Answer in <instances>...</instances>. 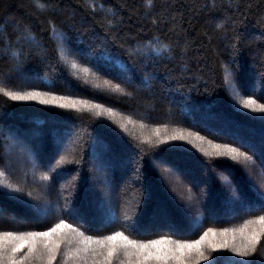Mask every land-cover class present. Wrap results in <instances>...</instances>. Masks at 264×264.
I'll return each mask as SVG.
<instances>
[{
  "label": "trees",
  "instance_id": "1",
  "mask_svg": "<svg viewBox=\"0 0 264 264\" xmlns=\"http://www.w3.org/2000/svg\"><path fill=\"white\" fill-rule=\"evenodd\" d=\"M33 90L109 107L141 125L6 94ZM248 98L264 104V0H0V233L44 232L61 221L76 229L39 238L16 259L133 264L85 240L123 233L137 243L171 241V257L186 254L190 264L206 253L215 261L205 264H243L233 254L246 245L255 246L249 264H264V225L250 223L264 216V112L244 108ZM176 132L248 159L206 155L168 139ZM5 134L16 141L8 154ZM24 152L28 165L12 169L9 159ZM162 163L177 175L174 185ZM95 181L109 193L96 201ZM205 233L199 251L175 250ZM63 235L80 253L55 248Z\"/></svg>",
  "mask_w": 264,
  "mask_h": 264
},
{
  "label": "snow or ice",
  "instance_id": "2",
  "mask_svg": "<svg viewBox=\"0 0 264 264\" xmlns=\"http://www.w3.org/2000/svg\"><path fill=\"white\" fill-rule=\"evenodd\" d=\"M41 7H43L41 5ZM72 68L77 69L78 65L73 63ZM80 72L84 73L85 75L88 74L89 69L87 68H79ZM105 85H108V81L103 82ZM117 91H120L119 87L116 86ZM10 96L12 100L17 101H26V100H39L42 104H56L57 106L61 108H70L75 109L77 111H93L95 115L101 116L106 115L108 117H114L115 113L108 108H104L99 104L96 103H90L86 100H73L69 99L67 97H57L53 95H49L47 93L41 94L39 92H27L24 94H13V93H6ZM242 106L246 109H251L253 111H259L264 112V104L257 103L255 99L248 98L243 99L241 101ZM127 123H132L131 120H128ZM125 125L122 123L121 127H124ZM157 135H159V130H157ZM168 139L171 140H187L188 142L192 143L194 146L198 147L200 151L204 152L206 155L212 156H228L231 157L233 160H241V159H248V157L237 150L236 148L229 147L226 145H219V144H212L211 142H208V147H203L204 144V138L199 136L198 134L193 133H184V132H176L174 135H171L168 137ZM199 142V143H198ZM2 175V173H0ZM250 223H258L260 225H264V216L259 217L256 221L250 222ZM248 225L246 224L244 227L246 228ZM68 228L72 231H76V229H73L70 224H66L65 222L61 221L60 223L56 224L54 227H52L48 231L44 232H28L23 234H13V233H0V264H3L5 260L9 261V264H23V259H28L29 255L33 253L36 250L35 242L39 238H51L54 233L60 232L63 229ZM243 228L240 230L243 232ZM77 235L83 236L82 233L77 232ZM212 235H215V232L212 233ZM208 236V233L204 234V237L196 242L193 243H176L175 244V250L179 251L181 253L184 252V250H193L196 249L199 251L200 246L204 242V239H206ZM85 240L88 243H96L100 246H103L105 244L111 245L107 251V256L112 257L117 252V247L123 248L125 250V255H127V249L129 247L135 248L141 251L149 250V249H155V252L148 251L147 256L145 259H167V255L164 254V248L163 246L166 244H171V241L166 240H156L149 243H137L136 241H133L129 239L128 236H125L123 233H116L111 236H108L104 239L95 240L93 241L91 237H86ZM8 241H17L18 243L12 245L9 247ZM117 241H121L122 243L120 245H116ZM259 243V238L256 234H253L252 237L249 238V244H255ZM45 247H47V244H45ZM58 247V245H57ZM28 249V254L25 255V257L21 260H17L15 254L18 252H21L23 249ZM245 248L247 250H237V254L240 256H247L249 254V251H254L253 248H248L246 245ZM49 251H52V249H49ZM163 254V255H162ZM200 255H203V252H200ZM199 264V262H197Z\"/></svg>",
  "mask_w": 264,
  "mask_h": 264
},
{
  "label": "rangeland",
  "instance_id": "3",
  "mask_svg": "<svg viewBox=\"0 0 264 264\" xmlns=\"http://www.w3.org/2000/svg\"><path fill=\"white\" fill-rule=\"evenodd\" d=\"M8 52H4L3 54H7ZM20 77V76H19ZM20 80H21V82H27L28 80H26V79H24V76H22L21 75V77H20ZM254 87V86H253ZM27 92H39V93H41V94H44V93H47V92H43V91H40V90H36V91H25V92H18V93H15V94H24V93H27ZM47 94H49V95H53V96H57V97H67V98H69V99H73V98H71V97H69V96H65V95H60V94H52V93H47ZM73 100H81V99H76V98H74ZM28 101H32V102H34V103H40L39 102V100H28ZM42 104V103H41ZM49 105H56V104H49ZM104 108H108V109H110L109 107H104ZM113 111V110H112ZM114 113H115V116L114 117H108V116H106V115H103V116H105L106 118H108V119H110V120H113V121H115V122H117V123H119L120 125L123 123L125 126H127L128 127V125H130L129 123H127V121L128 120H133V119H131V118H123V117H120V116H118V113H116V111H113ZM132 124H136V123H132ZM141 124H136V125H134L135 126V129H138V127L140 126ZM138 126V127H137ZM3 139H7V141H8V144H6V147L4 148V152L5 153H9L11 150L10 149H14L15 147H16V141L15 140H13V139H11L7 134H5L4 136H3ZM62 140V139H61ZM59 141V143L61 144L60 146L61 147H64V144L66 145V139L65 140H63V142L62 141H60V139L58 140ZM93 159H94V161H93V163H91V166H94V170L92 169V173L94 172L95 173V169L98 171L99 170V165L98 164H95V161H96V157L94 156L93 157ZM29 161H30V159L28 158V155L27 154H25V152H24V154L22 155V156H14L13 158H10L9 159V164H10V166H11V168L12 169H17V168H19V167H26L27 165H28V163H29ZM97 162V161H96ZM97 163H99L100 164V162H97ZM102 163V162H101ZM248 166H249V170L250 171H252V173L254 174V173H256V171L258 170V167L255 165V164H248ZM158 167L161 169V171H163V173L165 172L166 174H168V176L169 177H165L164 178V180L166 181V183L167 184H172V185H174V181H176V179H177V175L176 174H174L173 173V171H172V169L170 168H167L166 166H165V164L164 163H162V164H158ZM159 169V170H160ZM186 171H188L187 170V168H183V172H181V173H183L184 174V172H186ZM99 172V171H98ZM178 172H180L179 170H178ZM1 173V172H0ZM100 173H101V171H100ZM100 173H96L97 175H99ZM182 174V177H184V175ZM35 173L32 171V170H30L29 171V175H28V179H29V181H33V183H35V182H37L38 180L37 179H35ZM176 175V176H175ZM0 177H1V175H0ZM179 181V180H178ZM92 186V190H93V200L94 201H96V196H99V195H101V194H105V195H108L109 193H108V191H106L105 189H104V187H102V185H100V184H98L97 183V181H95L94 183H92L91 184ZM32 193H34V192H32ZM34 194H39V195H41V196H44V195H46V193L43 191V192H41V193H38V192H35ZM44 194V195H43ZM114 195V194H113ZM180 195H182L183 197L185 196V197H188V193L186 194V195H183V194H181L180 193ZM189 202H192V200H189ZM40 204H44V203H40ZM45 206H43V207H45V208H48V207H51V208H54V203L53 204H51V203H46V204H44ZM46 205H48V206H46ZM42 206V205H41ZM39 207V206H38ZM186 208V207H185ZM184 208V210H186ZM43 208H41L40 209V211H43L42 210ZM44 212V211H43ZM98 217H99V215H97ZM102 217V216H101ZM104 217V216H103ZM12 242V241H11ZM79 243L80 244H82V243H84L82 240L81 241H79ZM10 244H12V243H10ZM65 244V245H64ZM57 245H64L65 247H67V249L68 250H70V252H72V253H75V252H78V249H77V247H75V245H73V238L72 237H70V235H69V237L68 236H65V235H63L62 237H61V239L58 241V242H56L55 243V248L57 249ZM116 245L118 246V245H120V243L119 242H116ZM12 246V245H11ZM10 246V247H11ZM109 247H111V245H108L107 244V246H106V252L108 251V249H109ZM253 247H255V246H253ZM163 248H164V254H166L167 255V259L165 260V259H160V260H157V259H145L146 258V256H147V252L148 251H152V252H155V249L154 250H144V251H141V250H138V249H135V248H131V247H129L128 249H127V255H125V250L123 249V248H120V247H117V252L118 251H120L121 252V254H122V257H123V259L121 260V261H124V259H126V260H130L131 262L133 261V264H176V263H181V264H190V263H186L187 261H185V260H189L188 259V256L186 255V254H182L181 252V254L183 255V258L182 259H180V258H178L177 259V257H175L176 255L174 254V256L173 257H171L172 256V254L174 253V252H172V251H174L173 249H171L170 247H164L163 246ZM224 249V247H220L219 248V250L221 251L220 253H222L223 250ZM255 249V248H254ZM99 250V249H98ZM241 250H246V248H242ZM99 252V251H98ZM253 252V251H252ZM78 253H80V252H78ZM18 255H23L24 253L21 251V252H18L17 253ZM38 254H39V252H38ZM163 255V254H162ZM223 254H221V256H222ZM204 256V255H203ZM249 256H251V254H249L248 255V257H246V256H240V255H238L237 253H234L233 254V257L235 258V257H239V259L241 260V261H245L243 264H249L250 263V257ZM18 256H16V258H17ZM76 257H79V255H77ZM79 258H81V257H79ZM18 259V258H17ZM54 260V259H53ZM176 260H177V262H176ZM194 261H193V263L192 264H197V262H199V264H205V263H207V262H214L215 261V257L213 256V255H209L208 253H206V256H204V257H201V258H194L193 259ZM89 261V260H88ZM88 261L86 262V263H88ZM78 262V260L77 259H75V263H77ZM263 262H264V260H263ZM80 263V262H79ZM81 264V263H80Z\"/></svg>",
  "mask_w": 264,
  "mask_h": 264
},
{
  "label": "clouds",
  "instance_id": "4",
  "mask_svg": "<svg viewBox=\"0 0 264 264\" xmlns=\"http://www.w3.org/2000/svg\"><path fill=\"white\" fill-rule=\"evenodd\" d=\"M219 26V25H218Z\"/></svg>",
  "mask_w": 264,
  "mask_h": 264
}]
</instances>
